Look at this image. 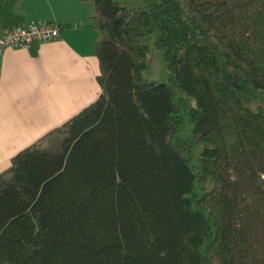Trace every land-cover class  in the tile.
<instances>
[{
    "label": "trees",
    "instance_id": "16d2710c",
    "mask_svg": "<svg viewBox=\"0 0 264 264\" xmlns=\"http://www.w3.org/2000/svg\"><path fill=\"white\" fill-rule=\"evenodd\" d=\"M93 1L100 92L0 173V264H264V108L223 73L264 90V19L237 27L243 0ZM152 26L167 83L141 76Z\"/></svg>",
    "mask_w": 264,
    "mask_h": 264
},
{
    "label": "crops",
    "instance_id": "0c3cea01",
    "mask_svg": "<svg viewBox=\"0 0 264 264\" xmlns=\"http://www.w3.org/2000/svg\"><path fill=\"white\" fill-rule=\"evenodd\" d=\"M95 14L93 0H0V34L33 21L60 31L55 40L0 51V173L98 96Z\"/></svg>",
    "mask_w": 264,
    "mask_h": 264
},
{
    "label": "rangeland",
    "instance_id": "374dc122",
    "mask_svg": "<svg viewBox=\"0 0 264 264\" xmlns=\"http://www.w3.org/2000/svg\"><path fill=\"white\" fill-rule=\"evenodd\" d=\"M122 5L126 6H140L149 4L152 2H157L159 0H116ZM240 2V1H239ZM238 3V2H237ZM242 14L240 19L242 25L237 22L238 26L242 31L252 28L251 25L258 24L259 21L264 19V0H243L240 4ZM249 28V29H248ZM237 29V28H236ZM241 30L239 32L241 33ZM159 34L157 26H152L146 29L142 35V39L146 42L148 46V62L146 66L141 70V76L148 81H154L159 83H167L169 81V70L167 68L163 49L155 45V39ZM223 73L232 84L236 86L239 95L250 107L255 108L256 106H262L264 108V90H254L248 85L245 81L242 80V77H239L237 74H233L230 68L227 66L223 67ZM174 100L177 101V104L180 107V118L181 124L177 131V136L179 137H188L191 135L192 122L188 116V111L195 105L193 98L185 96L181 91L174 88ZM49 139L43 140L40 145L47 146L49 144ZM194 161L197 158L198 150L194 149L193 151ZM193 161V160H192ZM194 163V162H193ZM233 169V168H231ZM230 169V173L233 174L234 170Z\"/></svg>",
    "mask_w": 264,
    "mask_h": 264
},
{
    "label": "built area",
    "instance_id": "2783aa9c",
    "mask_svg": "<svg viewBox=\"0 0 264 264\" xmlns=\"http://www.w3.org/2000/svg\"><path fill=\"white\" fill-rule=\"evenodd\" d=\"M58 26L48 22L33 21L14 25L0 34V51L6 47L27 48L32 43H42L59 37Z\"/></svg>",
    "mask_w": 264,
    "mask_h": 264
}]
</instances>
